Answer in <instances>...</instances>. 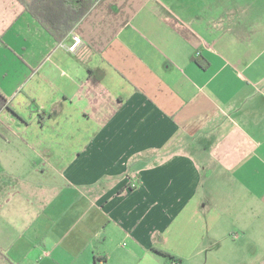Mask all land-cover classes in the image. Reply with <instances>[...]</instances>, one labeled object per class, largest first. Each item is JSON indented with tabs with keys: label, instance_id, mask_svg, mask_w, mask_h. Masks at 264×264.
<instances>
[{
	"label": "crops",
	"instance_id": "0c3cea01",
	"mask_svg": "<svg viewBox=\"0 0 264 264\" xmlns=\"http://www.w3.org/2000/svg\"><path fill=\"white\" fill-rule=\"evenodd\" d=\"M0 92L14 263L264 264V1L99 0L57 41L0 0Z\"/></svg>",
	"mask_w": 264,
	"mask_h": 264
},
{
	"label": "trees",
	"instance_id": "16d2710c",
	"mask_svg": "<svg viewBox=\"0 0 264 264\" xmlns=\"http://www.w3.org/2000/svg\"><path fill=\"white\" fill-rule=\"evenodd\" d=\"M18 1L57 41H63L99 0ZM4 103L5 97L0 92V104ZM154 251L165 257V264H177L178 259L173 254L155 248ZM0 255L8 264H16L1 249Z\"/></svg>",
	"mask_w": 264,
	"mask_h": 264
},
{
	"label": "built area",
	"instance_id": "2783aa9c",
	"mask_svg": "<svg viewBox=\"0 0 264 264\" xmlns=\"http://www.w3.org/2000/svg\"><path fill=\"white\" fill-rule=\"evenodd\" d=\"M82 44L83 40L81 36L78 34H73L72 41L66 45V48L71 52H76Z\"/></svg>",
	"mask_w": 264,
	"mask_h": 264
},
{
	"label": "rangeland",
	"instance_id": "374dc122",
	"mask_svg": "<svg viewBox=\"0 0 264 264\" xmlns=\"http://www.w3.org/2000/svg\"><path fill=\"white\" fill-rule=\"evenodd\" d=\"M259 1L263 2L264 0H259ZM0 264H8V262L5 259L0 258Z\"/></svg>",
	"mask_w": 264,
	"mask_h": 264
}]
</instances>
